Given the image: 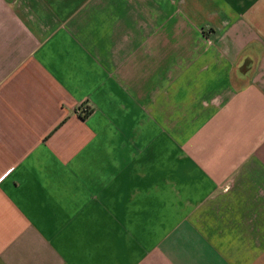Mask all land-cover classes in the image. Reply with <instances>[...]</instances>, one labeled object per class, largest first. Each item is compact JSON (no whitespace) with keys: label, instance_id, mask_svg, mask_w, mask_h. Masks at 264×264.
<instances>
[{"label":"crops","instance_id":"crops-1","mask_svg":"<svg viewBox=\"0 0 264 264\" xmlns=\"http://www.w3.org/2000/svg\"><path fill=\"white\" fill-rule=\"evenodd\" d=\"M0 264H264V0H0Z\"/></svg>","mask_w":264,"mask_h":264},{"label":"built area","instance_id":"built-area-1","mask_svg":"<svg viewBox=\"0 0 264 264\" xmlns=\"http://www.w3.org/2000/svg\"><path fill=\"white\" fill-rule=\"evenodd\" d=\"M77 113L84 117L90 114V107L88 106L87 102L80 103L79 107H77Z\"/></svg>","mask_w":264,"mask_h":264}]
</instances>
